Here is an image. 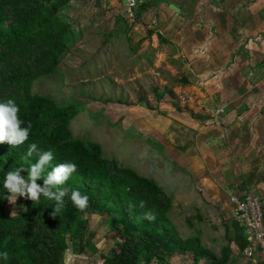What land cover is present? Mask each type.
Segmentation results:
<instances>
[{
    "label": "rangeland",
    "instance_id": "obj_1",
    "mask_svg": "<svg viewBox=\"0 0 264 264\" xmlns=\"http://www.w3.org/2000/svg\"><path fill=\"white\" fill-rule=\"evenodd\" d=\"M168 1L139 0L129 13L125 0H70L61 12L77 33L56 71L35 80L31 91L62 105L74 104L78 109L70 123L74 137L99 143L105 157L153 178L172 198L169 217L179 234L185 237L199 229L201 239L210 241L214 236L216 245L214 240L221 243L225 239L223 212H230L228 195L219 200L221 211L197 179L205 175L197 160L199 127L224 139L223 118L230 105H224L222 94L215 92L210 93L213 105L210 101L202 105L205 89L216 84L215 79L203 83L190 75L181 47L165 37L170 36V26L151 22L155 17L158 20V4L167 9ZM149 30L155 35H149ZM157 34L166 41L159 40ZM229 79L232 83V77ZM240 95L229 94L231 99ZM260 95L256 97L264 96ZM214 108L223 111L213 115L210 109ZM23 209L22 197L18 195L14 203L6 197L7 216ZM85 217V240L93 242L98 251L88 256L67 250L63 264H100V253L121 239L108 230L103 217Z\"/></svg>",
    "mask_w": 264,
    "mask_h": 264
},
{
    "label": "trees",
    "instance_id": "obj_2",
    "mask_svg": "<svg viewBox=\"0 0 264 264\" xmlns=\"http://www.w3.org/2000/svg\"><path fill=\"white\" fill-rule=\"evenodd\" d=\"M69 1L0 0V99L12 98L18 118L25 122L21 127L28 122L32 126L22 144L0 142V251L9 253L6 264H63L67 250L95 255L96 245L85 240V214L103 217L108 230L121 237L100 253V264H169L175 253H191L192 264L200 259L204 264H225L228 253L222 250L217 255L204 246L199 229L185 237L179 234L169 217L172 198L153 178L105 157L99 143L73 136L70 123L78 112L74 104L62 105L31 91L35 80L56 71L77 33L61 12ZM33 142L39 152L53 150L43 175L60 163L76 164L64 186L69 195L72 189L87 194L84 210H78L69 195L59 214H53L52 200L22 197L23 211L7 216L4 174L24 166L20 175L27 179V166L38 159L37 152L25 158ZM36 183L43 186V178ZM231 225L235 231L231 240L242 249L247 242L245 228L235 221Z\"/></svg>",
    "mask_w": 264,
    "mask_h": 264
},
{
    "label": "crops",
    "instance_id": "obj_3",
    "mask_svg": "<svg viewBox=\"0 0 264 264\" xmlns=\"http://www.w3.org/2000/svg\"><path fill=\"white\" fill-rule=\"evenodd\" d=\"M195 1L171 0L167 9L159 3L158 20L155 17L151 22L170 26V36L165 37L181 47L190 75L203 83L215 79L216 84L206 87L202 105L207 106L206 101L213 105L211 92L221 93L224 105H230L223 118L224 139L208 135L202 131L205 127H199L200 158L197 160L205 175L197 179L204 194L221 210L220 198L231 193L251 191L264 199V96L256 97L264 95V0H213L214 3L200 0L194 4ZM170 3L178 10L171 8ZM162 30L156 31L161 34ZM237 92L242 95L231 99L229 94L234 96ZM251 94H256L255 99ZM227 205L230 212H223L224 242L214 240L216 245H213L214 236H211L210 241L202 239V244L217 255L222 250L228 253L225 264H264L263 259L244 257L242 249L231 240L235 234L231 222L241 224L232 207ZM192 262L191 253H175L169 259V264ZM198 264H204V260L200 259Z\"/></svg>",
    "mask_w": 264,
    "mask_h": 264
},
{
    "label": "clouds",
    "instance_id": "obj_4",
    "mask_svg": "<svg viewBox=\"0 0 264 264\" xmlns=\"http://www.w3.org/2000/svg\"><path fill=\"white\" fill-rule=\"evenodd\" d=\"M135 0H130V6L134 5ZM18 105L12 98L0 99V142H7L9 145L16 146L28 139L31 123H25L18 118ZM34 152L38 153L35 163L27 166V179L20 175L24 166H18L14 170L4 174L3 188L7 189V199L14 203L17 196L26 197L32 201H39L41 196L47 200L54 201L53 214H59L64 205V197L69 195V189L65 187V181L76 170V164L67 161L57 164L43 175L45 166L53 159V150L39 152L35 142L28 145L26 157H31ZM43 178V186L38 185L36 180ZM69 199L78 210H84L88 206L87 194H81L78 189H72ZM9 259L7 251H0V264H6Z\"/></svg>",
    "mask_w": 264,
    "mask_h": 264
},
{
    "label": "built area",
    "instance_id": "obj_5",
    "mask_svg": "<svg viewBox=\"0 0 264 264\" xmlns=\"http://www.w3.org/2000/svg\"><path fill=\"white\" fill-rule=\"evenodd\" d=\"M138 1L135 0L134 5L130 6V0H125L129 12L138 6ZM222 111V108L210 109L213 115H218ZM227 203L234 210L247 234V242L241 254L246 258L264 260V199L247 191L243 194H228Z\"/></svg>",
    "mask_w": 264,
    "mask_h": 264
},
{
    "label": "water",
    "instance_id": "obj_6",
    "mask_svg": "<svg viewBox=\"0 0 264 264\" xmlns=\"http://www.w3.org/2000/svg\"><path fill=\"white\" fill-rule=\"evenodd\" d=\"M170 7L173 8L174 10H178V8L173 4H170Z\"/></svg>",
    "mask_w": 264,
    "mask_h": 264
}]
</instances>
